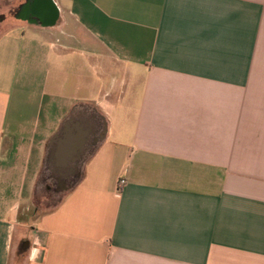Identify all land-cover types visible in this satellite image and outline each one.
Masks as SVG:
<instances>
[{
    "label": "crops",
    "instance_id": "1",
    "mask_svg": "<svg viewBox=\"0 0 264 264\" xmlns=\"http://www.w3.org/2000/svg\"><path fill=\"white\" fill-rule=\"evenodd\" d=\"M27 1L0 0V264H264V0ZM49 162L82 173L35 220Z\"/></svg>",
    "mask_w": 264,
    "mask_h": 264
},
{
    "label": "rangeland",
    "instance_id": "2",
    "mask_svg": "<svg viewBox=\"0 0 264 264\" xmlns=\"http://www.w3.org/2000/svg\"><path fill=\"white\" fill-rule=\"evenodd\" d=\"M12 16H16V13L13 12ZM6 17L7 14L3 15L0 20L5 19ZM81 173L82 166H80L79 170L73 176L70 185L73 184L78 177H80ZM64 182L65 181L54 172L53 166L50 162L45 165L37 181L34 199L31 203L30 214L34 216L35 220L43 214L51 211L59 204L64 196V192H59L58 189L59 185L61 183L64 184ZM20 253H23L22 247H20ZM23 261L21 260V264H24Z\"/></svg>",
    "mask_w": 264,
    "mask_h": 264
},
{
    "label": "water",
    "instance_id": "3",
    "mask_svg": "<svg viewBox=\"0 0 264 264\" xmlns=\"http://www.w3.org/2000/svg\"><path fill=\"white\" fill-rule=\"evenodd\" d=\"M27 7H28L27 9H30L29 11L37 14L41 19L43 17L49 16L45 24L54 23L58 17V8L56 7V5L52 0H35L32 8L31 6H27ZM86 136L87 135H85L84 137L83 144L84 143L86 144L87 141Z\"/></svg>",
    "mask_w": 264,
    "mask_h": 264
},
{
    "label": "flooded vegetation",
    "instance_id": "4",
    "mask_svg": "<svg viewBox=\"0 0 264 264\" xmlns=\"http://www.w3.org/2000/svg\"><path fill=\"white\" fill-rule=\"evenodd\" d=\"M34 1L35 0H28L27 1V3L26 4H24L16 13V15L17 16H19V17H22L23 16V18H25V19H28L29 21H36V22H38V23H45L46 22V20H48V17L49 16H46V17H43L42 19L37 15V14H35V13H33V12H31V11H29L30 9H27L28 7L27 6H31V8H32V6H33V4H34ZM46 4V3H45ZM36 12V11H35ZM88 120H89V123L90 124H93V122H92V120H91V118L90 117H88ZM72 171H73V169H71V171L69 172V173H72ZM60 178L61 179H63L65 182H64V184H65V186H67V187H70L71 185H70V183H71V180H72V178H73V176L72 175H65V176H60ZM60 184V183H59ZM59 189H61V184L59 185ZM58 189V190H59Z\"/></svg>",
    "mask_w": 264,
    "mask_h": 264
},
{
    "label": "built area",
    "instance_id": "5",
    "mask_svg": "<svg viewBox=\"0 0 264 264\" xmlns=\"http://www.w3.org/2000/svg\"><path fill=\"white\" fill-rule=\"evenodd\" d=\"M125 184H126V181L125 180H121L120 182H119V191L120 190H122V188L125 186Z\"/></svg>",
    "mask_w": 264,
    "mask_h": 264
}]
</instances>
